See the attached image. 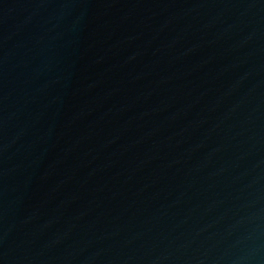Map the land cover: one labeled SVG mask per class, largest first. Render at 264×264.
<instances>
[{
  "label": "water",
  "instance_id": "water-1",
  "mask_svg": "<svg viewBox=\"0 0 264 264\" xmlns=\"http://www.w3.org/2000/svg\"><path fill=\"white\" fill-rule=\"evenodd\" d=\"M0 264H264V0H0Z\"/></svg>",
  "mask_w": 264,
  "mask_h": 264
}]
</instances>
